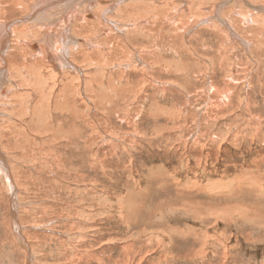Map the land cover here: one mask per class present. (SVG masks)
I'll use <instances>...</instances> for the list:
<instances>
[{"label": "rangeland", "instance_id": "1", "mask_svg": "<svg viewBox=\"0 0 264 264\" xmlns=\"http://www.w3.org/2000/svg\"><path fill=\"white\" fill-rule=\"evenodd\" d=\"M6 1L2 22L39 2ZM84 2L47 11L50 25L26 36L62 30L73 12L81 71L27 55L41 69L0 93L18 203L0 176V264H264V0H123L138 9L87 26Z\"/></svg>", "mask_w": 264, "mask_h": 264}, {"label": "bare ground", "instance_id": "2", "mask_svg": "<svg viewBox=\"0 0 264 264\" xmlns=\"http://www.w3.org/2000/svg\"><path fill=\"white\" fill-rule=\"evenodd\" d=\"M6 1V0H5ZM76 2L77 4L78 3H82L84 1H86L89 5V7H91V9H89L85 15H82L80 14V17L79 19L83 20V23L84 25L87 26V24L90 22V23H98L102 25V18L104 20H107V13L109 11V13H111L113 10V6L117 7V12L116 14L118 13H122V12H129L130 9L132 11L135 12V9H138L137 8H134L132 7L133 5L135 4H132V5H129L128 6H125L124 9L120 10L121 9V6H123L124 4L123 3V0H108L110 2H112L111 5H109V3L106 1V0H95L94 2L95 3H91L90 1L91 0H39V2L37 4H34L33 6L34 7H31V10L30 8L28 9V7H24L26 9V14L24 17L22 18H17V19H14V20H11L10 22H5V21H0V93L3 95L5 94H8V93H11V91L13 92H16V90L19 89V87H22V85L24 83H28L29 81H27V76L29 75L28 72H38L40 68H31V70H28V68L25 66V63H26V59H27V55H29V57L31 59H34L33 62L35 64V62L37 64L43 62V59L46 57H48V61H50V63L53 65L54 69L58 70L60 73L64 72V71H67L68 69H73L74 72L77 71L78 73L81 71L79 67H77V65L75 64L74 61H72V58L75 59V55H73V49H75L74 47L76 46L77 49L76 51H78L80 48H82V45L79 43V38L80 36H78V28L76 26V22L71 24L70 23V20L71 18L74 19V15H73V12H72V15L69 14L67 17L64 18V28L62 27V30H58L57 29H54V28H44L46 25H50V23H45V21H43V17L42 16H45L46 12L47 11H58L59 13V8H61L63 5L62 3L63 2ZM8 3L9 6H12L13 9L16 8V6L18 5V0H8L6 1ZM133 2V1H132ZM185 2V1H184ZM189 2V1H188ZM187 2V3H188ZM5 3V2H3ZM39 3L42 4L41 6H39ZM85 3V2H84ZM0 4H2L0 2ZM55 4H60L59 7H56ZM98 4H99V7H98ZM224 4V3H222ZM5 6L1 5L2 8V14H4L5 12H8V10H11V8H8L7 4H4ZM54 5V6H53ZM137 5V4H136ZM227 5V4H226ZM70 6V5H69ZM95 6V7H94ZM181 6V5H180ZM114 7V8H115ZM179 7V6H178ZM142 8V7H141ZM180 8V7H179ZM190 8V7H189ZM217 8V7H216ZM6 9V10H5ZM148 9V8H147ZM186 9V8H185ZM184 9V10H185ZM260 9V8H259ZM22 10V9H21ZM115 10V11H116ZM129 10V11H128ZM36 11V12H34ZM145 11V10H144ZM220 11V10H219ZM52 12V13H53ZM150 12V11H149ZM229 12V11H228ZM133 13V12H132ZM139 13V12H137ZM141 13V12H140ZM184 13V12H183ZM222 13V11H221ZM261 13V12H260ZM6 14V13H5ZM68 14V13H66ZM142 14V13H141ZM154 14V13H153ZM156 14V13H155ZM243 14V13H242ZM61 15V14H60ZM122 15V14H121ZM147 15V13H146ZM150 15V14H149ZM2 16V15H1ZM100 16V17H99ZM109 16V15H108ZM142 16V15H141ZM243 16V15H242ZM248 16V15H247ZM5 18V17H4ZM49 18V17H48ZM113 18V17H112ZM144 18V17H143ZM158 18V17H157ZM218 18V17H217ZM53 19V18H52ZM78 19V18H77ZM244 19L246 20L245 23H249V22H252L254 23V20L252 18V15L249 17H244ZM243 19V20H244ZM47 20V19H46ZM56 20V19H54ZM60 20V19H59ZM68 20L66 23L65 21ZM81 20V21H82ZM108 20H112L111 18H108ZM157 20V19H156ZM179 20V19H178ZM263 20V19H262ZM61 21V20H60ZM73 21V20H72ZM122 21V20H121ZM152 21V20H151ZM213 21V20H212ZM47 22V21H46ZM62 22V21H61ZM110 23V21H108ZM112 22L115 24V27L118 25V23H121L122 26H127L128 24H123L122 22H119V21H116V20H112ZM189 22V21H188ZM230 22H232L230 20ZM256 22V21H255ZM264 22V21H263ZM155 23V22H154ZM225 23V22H224ZM244 23V22H243ZM30 24L32 26H30ZM45 25L42 29H39L38 27V30H37V33H32L34 34L35 36H37L38 34L43 35V39H37L35 38L36 40L34 41H29L27 39V35H30V30L29 28L34 26V25ZM71 24V25H70ZM105 24V23H104ZM264 24V23H263ZM92 25V24H91ZM90 25V26H91ZM99 25V26H100ZM230 25V23H229ZM246 25V24H245ZM53 26V25H52ZM59 26V25H58ZM98 25H96V28H97ZM98 26V29H100V27ZM119 26V25H118ZM170 26V25H169ZM61 27V26H59ZM180 27V26H179ZM231 27V26H230ZM27 28V29H26ZM34 28V27H33ZM91 32H94V35H97L99 34V30H97L96 28H93L91 27ZM229 28V27H228ZM84 29V28H83ZM86 29V27H85ZM89 28H87L88 30ZM118 29V27H117ZM178 29V28H177ZM102 31V29H100ZM234 30V29H233ZM33 31V30H32ZM220 31V30H219ZM231 31V29H230ZM88 32V31H87ZM89 33V32H88ZM87 33V34H88ZM102 33V32H101ZM83 34H86V33H83ZM93 34V33H92ZM90 35V34H89ZM86 36V35H84ZM99 36V35H98ZM34 37V36H33ZM95 37V36H94ZM93 37V38H94ZM97 37V36H96ZM84 40L86 41L83 42L82 40V43H85V45H90L89 44V41H87L88 39H90V37L88 39H86V37H83ZM99 38V37H97ZM92 39V38H91ZM118 39V38H117ZM79 40V41H78ZM97 40V39H96ZM93 41V40H92ZM91 41V42H92ZM93 44V43H92ZM81 46V47H80ZM87 46V47H88ZM93 45H91V48H92ZM86 47V46H85ZM96 47H102L101 49H104L103 46H100V45H95V48ZM28 48L31 50L29 51ZM81 50V49H80ZM105 50V49H104ZM77 53V52H76ZM83 54V53H81ZM44 55V56H43ZM85 55V54H84ZM90 55V54H88ZM103 57L105 55H102ZM8 57L10 58V63L8 61ZM107 57V56H106ZM25 59V61H24ZM103 59V58H102ZM107 60V59H106ZM15 61V62H14ZM29 62V61H28ZM49 63V62H48ZM47 63V64H48ZM49 63V64H50ZM45 64V63H44ZM42 66V65H40ZM51 66V65H49ZM52 67V68H53ZM51 68V67H50ZM124 69V68H123ZM28 71V72H27ZM62 71V72H61ZM58 72V73H59ZM76 72V73H77ZM25 74V75H24ZM66 74H68V71L66 72ZM47 75V74H46ZM84 76L83 74H80V76ZM68 76V75H67ZM65 76H62V78L64 79ZM97 77V76H96ZM34 78V77H33ZM47 78V77H46ZM46 78L43 80L46 81ZM67 78V77H66ZM74 78L73 76L69 75L68 77V85H73V81H74ZM82 79V78H81ZM29 80V78H28ZM49 81V80H48ZM7 82H10L12 83V88H9V89H6L3 87V85H5ZM47 82V81H46ZM85 82V81H84ZM22 83V85H21ZM44 83V82H43ZM48 83V82H47ZM61 83V82H60ZM64 83V81H63ZM29 84V83H28ZM50 84V83H49ZM81 84H84V83H81ZM40 85V84H38ZM41 85H43L41 83ZM59 85V84H58ZM66 88H64L65 90H67V86L66 84L64 85ZM89 88V86H87ZM86 87V88H87ZM93 87V86H92ZM8 88V87H7ZM91 89V88H89ZM25 90V89H24ZM65 90H62V92H60V96L59 97H62L63 98V102L66 104V105H70L69 104V98L66 96V91ZM44 91V90H42ZM48 91V90H47ZM55 91V89H54ZM57 91H59L57 89ZM65 91V92H64ZM25 92V91H24ZM39 92V90H38ZM86 92V90H85ZM96 92V91H95ZM102 92V91H101ZM41 94V93H39ZM38 94V95H39ZM44 94V92H43ZM46 94V93H45ZM14 95V94H13ZM52 95V94H51ZM55 95V94H54ZM57 95V94H56ZM40 96V95H39ZM44 96V95H43ZM73 96H76V95H73ZM80 96V95H79ZM14 97V96H13ZM46 97V96H45ZM58 97V98H59ZM41 98V97H39ZM38 98V100H39ZM49 99H52V97H49ZM77 99V98H76ZM81 99V98H80ZM21 100V99H19ZM36 100V102L38 101ZM60 100V99H59ZM53 101V100H52ZM51 101V102H52ZM62 101V100H60ZM41 102V103H40ZM50 102V103H51ZM33 101L31 102V107H32V111L34 112L33 115H36L38 117V119L40 118L39 115L40 114H43V112H46L47 111V107H49L47 104V102L43 99L42 100H39V105L42 106V108L39 110L40 106L39 105H36V103L33 105L32 104ZM83 103V102H82ZM20 104V103H19ZM54 104V103H53ZM12 106V105H11ZM30 107V105H28ZM72 106V105H71ZM10 107V106H9ZM16 107V106H15ZM14 107V108H15ZM23 107V106H22ZM18 108V107H17ZM21 109V108H20ZM24 109V108H23ZM22 109V110H23ZM56 109H58L56 107ZM69 109V108H68ZM49 110H50V107H49ZM48 110V111H49ZM14 111V110H13ZM47 111V113H48ZM52 111V110H51ZM57 111H60V110H57ZM56 111V112H57ZM72 112V114L74 113V115L76 114L75 112V109L73 108L72 106V110H70ZM22 112V111H21ZM31 112V111H30ZM61 112V111H60ZM46 113V114H47ZM69 113V112H68ZM2 114V113H1ZM17 114V113H16ZM18 115V114H17ZM32 115V114H31ZM62 115V114H61ZM70 115V114H69ZM12 116V115H11ZM42 116V115H41ZM59 116V112L56 113L54 115V117H57ZM17 118V117H16ZM26 118V117H25ZM36 119V117H35ZM41 119V118H40ZM20 121V120H18ZM43 121V127H46L45 125H47L44 120ZM16 122V121H15ZM29 123V121H28ZM14 124V123H13ZM22 124V123H21ZM25 124V123H24ZM12 125V124H11ZM17 125H19L17 123ZM16 125V127H17ZM41 125V126H42ZM15 127V129H16ZM21 127V126H20ZM23 127V126H22ZM25 128V127H24ZM1 130L2 132H0V137L2 136H9L11 135V131H10V127H8V125H4L2 124L1 126ZM23 130V129H22ZM18 131V130H17ZM13 132V131H12ZM60 132V131H59ZM2 133V134H1ZM15 133H17L15 131ZM19 133H21L19 131ZM30 133V132H29ZM52 135V134H51ZM8 138V137H7ZM49 138V137H48ZM9 140V139H8ZM11 143V141H10ZM56 143V142H55ZM9 145V144H8ZM49 145V144H48ZM7 146V145H6ZM34 146V145H33ZM50 146V145H49ZM30 148V147H29ZM32 148V147H31ZM6 150V149H5ZM3 149V146L0 142V176L5 179V181H7V184H8V190H10V193H11V197H10V204L11 206L13 207V212H15L17 210V207H18V203H17V200L14 199V197H16V193H17V187H16V182H15V179H14V176H13V168L12 166H10V163L8 161V157L6 156V151ZM28 150V149H27ZM39 152V151H38ZM26 160V159H25ZM43 160V159H42ZM35 165V164H34ZM19 167V166H18ZM30 171V170H29ZM6 184V185H7ZM248 191V190H247ZM231 210V209H230ZM228 211V210H227ZM20 220L18 221L17 219H15L14 217V224L16 225V229L17 230V233L18 235L22 236L21 234V230H23L21 225H20ZM26 227V226H25Z\"/></svg>", "mask_w": 264, "mask_h": 264}]
</instances>
